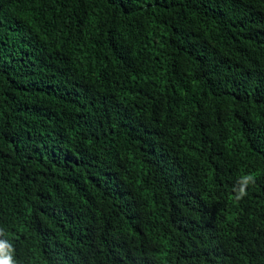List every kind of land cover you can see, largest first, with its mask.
<instances>
[{"label":"trees","instance_id":"1","mask_svg":"<svg viewBox=\"0 0 264 264\" xmlns=\"http://www.w3.org/2000/svg\"><path fill=\"white\" fill-rule=\"evenodd\" d=\"M0 241L264 264V0H0Z\"/></svg>","mask_w":264,"mask_h":264},{"label":"clouds","instance_id":"2","mask_svg":"<svg viewBox=\"0 0 264 264\" xmlns=\"http://www.w3.org/2000/svg\"><path fill=\"white\" fill-rule=\"evenodd\" d=\"M254 182V179L252 176L244 177L242 180V186L239 189V193L237 196V199L242 198L244 195H246L245 187L250 183ZM6 245L3 241H0V264H12V261L10 259L9 255L5 254Z\"/></svg>","mask_w":264,"mask_h":264}]
</instances>
